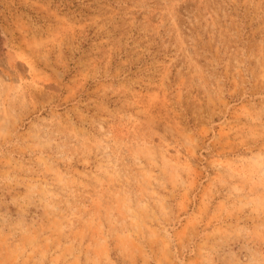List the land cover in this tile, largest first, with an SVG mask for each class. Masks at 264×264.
I'll return each mask as SVG.
<instances>
[{
    "label": "rangeland",
    "instance_id": "374dc122",
    "mask_svg": "<svg viewBox=\"0 0 264 264\" xmlns=\"http://www.w3.org/2000/svg\"><path fill=\"white\" fill-rule=\"evenodd\" d=\"M0 264H264V0H0Z\"/></svg>",
    "mask_w": 264,
    "mask_h": 264
}]
</instances>
